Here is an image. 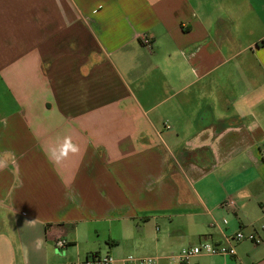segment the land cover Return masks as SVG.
Returning a JSON list of instances; mask_svg holds the SVG:
<instances>
[{
  "label": "crops",
  "instance_id": "0c3cea01",
  "mask_svg": "<svg viewBox=\"0 0 264 264\" xmlns=\"http://www.w3.org/2000/svg\"><path fill=\"white\" fill-rule=\"evenodd\" d=\"M237 230L193 264H264V0H0V264Z\"/></svg>",
  "mask_w": 264,
  "mask_h": 264
},
{
  "label": "built area",
  "instance_id": "2783aa9c",
  "mask_svg": "<svg viewBox=\"0 0 264 264\" xmlns=\"http://www.w3.org/2000/svg\"><path fill=\"white\" fill-rule=\"evenodd\" d=\"M141 43L148 48H152L151 38L147 35L141 36ZM248 239L257 241L255 232L245 234L242 230H237L233 235L226 238V242H213L208 238H201L198 242L181 247L175 252L166 256L167 264H193V260L200 254L208 255H230L236 252L237 242ZM66 239L59 237L55 240V247L58 250L65 249ZM56 264H160L159 258L155 256H133L127 255L122 258H116L109 253L90 252L84 258Z\"/></svg>",
  "mask_w": 264,
  "mask_h": 264
},
{
  "label": "rangeland",
  "instance_id": "374dc122",
  "mask_svg": "<svg viewBox=\"0 0 264 264\" xmlns=\"http://www.w3.org/2000/svg\"><path fill=\"white\" fill-rule=\"evenodd\" d=\"M139 221L142 222V219H139ZM61 250H63V249H61ZM80 250H82V252L86 250L87 253H85V255H87L90 252L96 251V252H100L101 254L109 253L116 258L122 257V256H127V255H133L134 256V254H135L132 250H130V248L126 244H124L120 247H116V245L110 246L104 242H100L99 245H97L96 247H92L90 245L88 246L86 244H82V246L80 247ZM85 255H84V257H85Z\"/></svg>",
  "mask_w": 264,
  "mask_h": 264
}]
</instances>
